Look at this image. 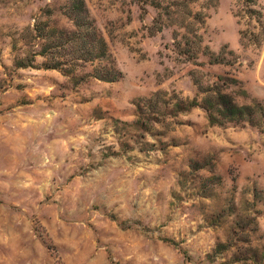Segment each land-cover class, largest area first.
<instances>
[{"label":"rangeland","instance_id":"obj_1","mask_svg":"<svg viewBox=\"0 0 264 264\" xmlns=\"http://www.w3.org/2000/svg\"><path fill=\"white\" fill-rule=\"evenodd\" d=\"M170 1L84 0L102 63L120 72L107 82L83 76L97 61L44 67L31 28H71L68 0H0V264H264V132L210 125L201 106L163 117L135 107L158 90L200 99L194 70L226 78L237 104L264 100V40L242 46L251 25L237 23L235 0H193L206 13L202 48L232 50L234 63L177 60L183 29L145 28Z\"/></svg>","mask_w":264,"mask_h":264},{"label":"trees","instance_id":"obj_2","mask_svg":"<svg viewBox=\"0 0 264 264\" xmlns=\"http://www.w3.org/2000/svg\"><path fill=\"white\" fill-rule=\"evenodd\" d=\"M193 0H171L166 5H155L158 9L156 16L152 19V25L145 27L150 36L162 30L164 24L175 25L182 28L183 32L173 31L172 41L174 52L185 61H193L199 53L208 55V64H233L234 60L226 58L227 54L233 55L232 50L218 53L211 52L208 47L201 46L202 37L198 33L204 24L206 13L203 11H192L190 3ZM233 15L237 23L241 19H247L250 27L239 30V39L242 46L258 47L264 40V10L258 0H235ZM145 13L144 7H141ZM64 15L70 20L72 26L69 29L49 27L45 23L35 24L31 28V37L41 39L38 54L45 58L44 67L47 69H58L63 73L72 74L85 64L93 65L91 72H85L83 76H92L101 81H114L120 76V72L111 64L102 63L106 57V44L99 34L94 21L89 17L84 0H68L64 6ZM130 20V17L127 18ZM253 22V24H251ZM234 59L235 56H234ZM20 62V63H19ZM19 66H30L31 60L22 59ZM202 72L194 70L190 72L193 83L198 93L191 99L177 95L174 91L158 90L151 96L140 98L135 104L138 115L151 116H175L179 112H185L192 107L201 106L206 114L210 125L226 126L227 124H249L264 132V100L254 101L250 104H237L233 97L224 91L228 85L226 78L217 75L220 83L212 81L207 83L203 80ZM169 241V240H166ZM171 242V240H170ZM174 243V242H172ZM225 249L224 244H218L214 253ZM249 253V252H248ZM250 259L258 262L261 258L255 253L248 254Z\"/></svg>","mask_w":264,"mask_h":264}]
</instances>
